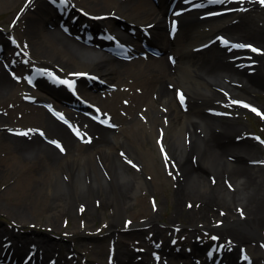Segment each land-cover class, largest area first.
Instances as JSON below:
<instances>
[{
  "label": "bare ground",
  "instance_id": "obj_1",
  "mask_svg": "<svg viewBox=\"0 0 264 264\" xmlns=\"http://www.w3.org/2000/svg\"><path fill=\"white\" fill-rule=\"evenodd\" d=\"M0 1V7H15L19 4L24 6L20 21L13 28L0 31V44L10 47L6 33L11 32L15 38L16 33H19L18 43L21 45H17L24 55L17 56L13 51L12 58L18 61L19 70L23 69L33 76L29 82L21 75V71L14 73L9 67L0 64V108L8 114L7 117L0 115V179L5 178V185L0 188L1 212H7L21 224H29L45 215L51 222L48 225L56 227L58 211L69 212L65 199H71V207L75 206L77 200L85 199L92 208V201L100 195L103 199L99 200L100 206L109 205L120 216L126 207L132 205L128 194H136L144 182L167 194V199L174 208L170 223H175L174 220L179 218L183 221H195L205 208L207 213L211 211L217 215H220V209H226V217L229 218L240 216L237 212H242L255 221L264 219V172L261 167L257 168L248 162V159L260 158L261 150L247 139L235 138L233 133L240 128L239 122L227 120L220 124L214 122L216 125L210 126L212 119L204 107L206 104H199V100L203 98L212 101L213 97H224L223 93L214 89L219 86L254 98L253 94L259 84L255 75L258 72L264 75V32L253 24L256 15L254 11L260 6L256 0L246 2L245 5L249 7L241 10V6L236 7L239 4L220 7L223 13L210 18L212 28L205 27L202 19L195 18L194 13H188L190 15L182 24L183 32L177 36H170L172 19L166 10V0ZM184 4L181 10L187 8ZM180 7L182 5L178 2L177 9ZM80 8L84 11L81 12ZM62 10L75 11L79 15L73 20L65 17ZM88 14L105 15L104 18L90 20L92 28L100 23L101 26L107 25L118 30V25L122 24L118 16L131 20L133 24L125 26L128 34L119 39L121 43L123 41L129 44V53L130 50L132 52V47L139 45L137 39L146 38L150 43L158 40L166 42L159 47L163 56L136 55L135 58L124 61L99 52L100 48L117 49L118 43L92 37L87 31L89 27L81 26L79 20ZM221 17L230 18L233 29H238L241 35L255 38L258 41V51H244L242 48L227 46L221 39L215 40L217 35L212 33L223 28L218 21ZM190 42L191 49H185ZM193 72L202 81H193L189 76ZM95 76L103 81L95 82ZM90 78L96 84L107 80L110 83L105 91L96 92L90 89ZM74 81L78 92L87 99L91 98V105L95 106L88 113L70 115L61 107L63 113L55 116L52 110L58 106V101L69 102L66 86ZM34 83L51 94L53 102L35 90ZM186 93L190 96V107L197 108L191 112H185L179 103ZM98 111L101 112V122L96 119ZM147 119L154 127L161 126L165 129L170 155L172 154L174 165L179 166L183 172L185 186L180 180L173 190L174 181L169 172L173 164L167 159L164 162L157 148L147 145L135 147L144 136L151 138L153 129L148 130ZM66 121L73 122L78 127V133L89 135L99 144L88 148L86 143L79 142L67 127ZM107 124L112 125L109 127ZM184 131L190 133L191 150L185 145ZM50 140L65 144L67 156L59 155L60 159H54L57 154L53 152L54 146L49 143ZM123 146L131 156L144 163L138 173L139 177L136 173L129 175L123 169L124 166L128 169V166L123 162L118 163L121 160L116 149ZM194 151L198 154L199 170L190 162V155ZM23 152L31 153L30 157H25ZM96 155L103 158L109 173L117 178L115 182H108L101 174L97 178ZM229 155L234 159H229ZM221 164L222 170L219 168ZM84 165L85 170L94 168L95 177L89 183L79 181L78 171ZM201 169L219 174L221 182L231 184L233 195L220 182H216L214 186L207 184L205 176L198 173ZM64 171L71 176V182L73 175L75 177L74 183L69 186L58 176ZM75 172L77 173L74 174ZM196 198L203 202L199 208H195L191 201ZM134 208V217H125L122 223L146 217L150 231L143 230L133 235L120 232L121 243L128 246L137 242L140 246L133 252L118 251L117 264H166L169 258V262L175 264L174 259L178 256L182 258L183 253L179 255L163 250L164 261L157 263L151 260V253L146 247L155 237L169 235L167 231L170 227H161L156 223L158 216L153 213L146 196L139 195ZM207 213L200 217L202 221L208 220ZM235 222L259 233L247 221L238 220L237 217ZM74 223L79 225L77 221ZM3 229L6 228L0 225V230ZM3 235L30 239L31 241L23 242L24 246L31 242L44 243L48 259L52 258L56 248L47 236L40 233L25 237L21 233L7 230ZM134 239L137 240L132 241ZM2 242L0 239V252L4 248ZM237 247L232 242L221 250L214 247L212 256L205 258L204 262L216 264L219 259L221 264H244L245 259L241 260L235 254ZM14 248L0 253V264L7 260L19 264H48L46 259L33 263L28 252L17 245ZM32 250L29 247V251ZM203 255V248L196 246L193 255L189 254L179 264H195L196 261L193 262L192 258L196 260V256Z\"/></svg>",
  "mask_w": 264,
  "mask_h": 264
},
{
  "label": "rangeland",
  "instance_id": "obj_2",
  "mask_svg": "<svg viewBox=\"0 0 264 264\" xmlns=\"http://www.w3.org/2000/svg\"><path fill=\"white\" fill-rule=\"evenodd\" d=\"M250 0H209L207 3H210L209 6L211 7H221L226 4H239L237 6H241L240 10L246 7H249V5H245L246 2L249 3ZM260 6L256 11H254V19L253 24L257 27V29H260L264 32V5H262L259 0H256ZM1 2V1H0ZM21 4L11 7V6H5L0 7V31L8 30L13 28L21 19L24 6H20ZM10 7V8H9ZM257 8V7H256ZM202 12H197L194 14V17L203 15L206 10L202 9ZM119 20H122V24L119 25V31H122V33L126 32L125 26L129 24H133L131 20H127L125 17H119ZM202 24L205 27H213L212 20L210 18H203ZM222 23V27L233 39L236 40H242L245 42L244 45L248 44L247 41H252L254 44H258V41L249 36H243L241 35V32L238 31V29H233L234 25L232 23V20L230 18H222L219 19ZM177 27H176V25ZM174 26H172V29L170 31V36H177L179 33L181 34L183 32V26L179 25L178 23H173ZM51 27V24H50ZM185 29V28H184ZM15 30V29H14ZM16 32V31H14ZM215 31L212 33L214 34ZM17 38L11 33L7 32L5 36L9 37L10 40V47L12 50H14L17 53V56L24 55L23 51H21L19 44V33H16ZM121 36H123L121 34ZM140 40V39H139ZM139 40H136L137 42ZM25 42V41H24ZM193 42V41H192ZM190 42L187 45V50H190V45L192 44ZM158 45L163 46L166 44V42L163 41H157ZM18 44V45H17ZM25 44V43H24ZM5 50H10V49ZM244 49H246L244 47ZM99 52L103 54L110 55L106 53L105 51H102L101 49ZM260 54V53H258ZM120 60H126L123 58V56H117ZM133 56H130L132 58ZM10 59V55L6 57V59ZM14 62V61H12ZM53 66V65H51ZM12 71L17 72L21 71V75L23 77L28 76L29 72L17 67V65L13 66ZM191 76L193 81H202V78H200L198 75H196L194 72L189 74ZM98 80H101L100 77H96ZM256 80L259 82L257 91H255L254 98H250L247 96L242 95L238 92L230 91L226 88H221V86L214 88L219 90L221 93H223V96L219 97H213L212 101L207 100L206 98H203L199 100L200 105L206 104L204 107L208 114L211 116V123L210 126L225 123L227 120H232L239 122L240 128L238 130H235L233 135H235V138L237 140H249V143L254 145L258 150H261L260 152V158L252 160L248 159V162L251 164H254L257 168L261 167L264 172V75L260 72L255 75ZM91 79V78H90ZM88 79L90 83V89L98 92L99 91H105L104 89H107V84L105 85H97L92 79ZM110 80H107V83ZM105 82V83H106ZM34 89L38 92H41L46 96V98L53 102L51 100L52 96L51 94L45 92L43 89L40 88L38 85H33ZM213 88V87H212ZM98 89V90H97ZM186 91V89H184ZM187 92V91H186ZM157 97V94L154 95V98ZM189 94L183 95L182 98L179 100L180 106L185 112H191L195 108L194 106L190 107L189 104ZM256 98V99H255ZM74 101L73 99H71ZM88 102H92L91 98L86 99ZM71 101V102H72ZM191 102V101H190ZM192 104V103H191ZM247 105V107L245 106ZM62 106L66 109L69 113H74L77 111L73 110V107L68 106L67 104H62ZM252 109H255L256 111H253ZM69 110V111H68ZM57 111V110H56ZM58 112V111H57ZM54 113H56L54 111ZM0 115L7 117V112L3 110V108H0ZM210 119V118H208ZM146 120V119H145ZM216 124H215V123ZM149 123L148 130H152L151 138L144 136L143 139H141L137 144L136 148L140 147H146L151 146L153 148H157L158 151H160L161 159L165 162L166 159L170 160L172 165V169L169 168V172L171 173L173 183L172 188L173 190L177 188V184L181 182V184H184L185 182L184 177L182 174L183 172L179 169V166L174 165L173 158L170 155V149L168 144V139L166 135V131L161 126H153V123ZM218 126V125H217ZM67 127L69 130H71L72 133L77 134L74 132L70 125L67 123ZM111 127V125H110ZM219 127V126H218ZM151 132V131H149ZM79 142L86 143L88 145V148H92L94 146H97L99 143H96L92 137L85 133H81L79 135H76ZM126 138H129V136H126ZM263 138V139H262ZM92 140V141H91ZM184 140L185 145L187 149L191 150V136L190 133L187 131H184ZM263 140V141H262ZM51 145H53V152L57 154L54 159L57 157L59 158V155L61 156H67V148L65 144L59 143L57 140L49 142ZM59 144V147L57 146ZM63 149V150H61ZM188 150V151H189ZM117 155L120 158V163H125V165L128 166V169L123 167V169L128 171V174L136 173V175L139 177L138 173H140L141 169L144 167V163L135 156H131L126 150V147L123 146L119 149L117 147L116 149ZM188 154V152H186ZM25 157H30L29 152H23L22 153ZM32 156V155H31ZM229 155L228 158L233 160L234 158ZM197 157L198 154L196 151L192 152L190 155L191 164L193 167H195L197 170H199V165L197 163ZM169 158V159H168ZM227 158V157H226ZM225 158V159H226ZM60 159V158H59ZM95 163L98 166V174H101V176L105 177L106 180L110 183L113 181L115 182L117 178L113 175V173H109L108 168L104 165V160L100 155H96L94 157ZM220 164V163H219ZM224 166V165H223ZM80 167V166H79ZM84 167L86 165L79 168L78 176L79 181L81 182H88L95 177L94 168L90 167V170H85ZM220 170H222V164L219 165ZM84 169V170H83ZM124 171V170H123ZM75 172L74 174H76ZM198 173H202L205 176L207 184H212L213 186L215 183L220 182V184H224L219 179V174L212 172L209 169H201V171H198ZM58 176L61 178L62 181L66 183V185H70V183H74L75 177L73 175L72 179L73 182H71V176L68 172H62L58 174ZM3 177L0 179V188L4 187ZM181 180V181H180ZM180 181V182H179ZM103 182H105L103 180ZM106 183V182H105ZM235 185V183H233ZM224 187L232 189L231 184H224ZM235 191V190H234ZM233 195V190H231ZM59 193V192H58ZM61 194V193H60ZM131 198L132 205L126 207V210L119 216L114 212L113 207L110 208L109 205H102L100 206V201H102V197L100 195H97L96 198L92 201V206L89 204L88 201L85 199L83 200H77L74 207H71L70 200L71 199H65V204L68 209V213H62L61 210L58 211V223L56 227H52L50 224L51 222L48 220V218L44 215H42L40 218L34 219V221L30 222L29 224H21L16 222L7 212H1L0 211V225L4 228H6L8 231H13L16 233H21L25 237L27 235H34L35 233H40L43 236H47L48 239L54 244L56 247L53 251L54 255V261L55 263L60 264H117L116 262V255L118 251H136L137 247L140 246L137 242L126 246L125 244L121 243L119 241V236L121 235L120 232H129L130 234H134L141 231H150L149 226L146 224V217H143V219H139L137 221L135 218L133 221H129V223L125 222L122 223L123 218H133L134 217V207L137 197L140 195L146 196L147 200H149L150 207H152L153 213L158 216V219L156 223L161 227H170V230L167 232L169 235H163L158 236L154 238V242L158 244H163L167 250H170L172 252H176L177 254H182V258L176 257L174 262L175 264H179L181 262H184L186 257L189 256V254L196 250V246L200 249L203 248V250L207 249V247H214L220 244V247H225L226 244H229V242H232L233 244H237L238 247L235 250V254L237 257H246L244 264H264V219L260 221H255L252 217L243 214L242 212L237 214H240L238 217V220L241 221H247L246 223L251 224L252 226H255L256 231L254 232L253 229H250V227L245 226L244 224H239L236 221L235 217H226L227 211L224 209H220V215L213 214V212L208 211L205 208L204 212H202L199 216H203L207 213V219L206 221H202L200 217H197L195 221L189 222V221H183L181 218L175 219V223H170L169 219L171 217V213L173 211V205L171 202L167 199V194L163 191H159L158 189L153 188L150 184L142 183V186L140 190L135 194H128ZM100 200V201H99ZM192 204L195 208H199L200 205L203 203L201 200H191ZM237 204V203H236ZM235 207V204H233ZM71 207V208H70ZM236 210V208H234ZM223 211V212H222ZM8 214V215H7ZM209 214V215H208ZM75 221L78 222V226L74 223ZM243 223V222H242ZM75 225V227H74ZM51 226V227H50ZM149 228V229H148ZM6 229H3V231L0 230V237H2V234L6 233ZM215 238V239H214ZM31 241L30 239H18L14 238L13 235L11 237V241L14 242V245H17V247H20V249H23V251L28 249L27 246L23 245V242ZM137 239H134L132 241H135ZM54 241V242H53ZM18 242V244H17ZM11 244V243H10ZM42 248H40V253L46 249V246L44 243H40ZM152 242L148 243L146 247L148 248V252L151 253L150 257L151 260L154 262L156 261V254L159 253V257L161 258V262L164 261L163 253L160 254L161 247L158 248L156 245L152 246ZM146 248V249H147ZM166 250V251H167ZM128 251V252H129ZM165 251V252H166ZM206 251V250H205ZM204 251V252H205ZM187 253L186 255H184ZM39 256V252H38ZM205 256V255H204ZM31 257V254H30ZM41 257V256H39ZM38 257V258H39ZM198 258L197 263L202 264L201 259H203L202 256H196ZM190 259V257H189ZM158 261V260H157ZM170 261V258L168 261H166V264H172ZM192 261L194 262L195 259L192 258ZM48 262V261H47ZM4 264H19L17 262H11V261H5ZM221 264V263H220ZM223 264V263H222Z\"/></svg>",
  "mask_w": 264,
  "mask_h": 264
},
{
  "label": "snow or ice",
  "instance_id": "obj_3",
  "mask_svg": "<svg viewBox=\"0 0 264 264\" xmlns=\"http://www.w3.org/2000/svg\"><path fill=\"white\" fill-rule=\"evenodd\" d=\"M61 2H64V0H61ZM259 2L264 5V0H259ZM225 43H227V41H225ZM233 47H245V45H233ZM248 47H251V46H248ZM253 51H256V49H252ZM247 107V105H245ZM253 111H256L255 109H252ZM21 135H27V133H19ZM57 146L59 147V144H57ZM63 150V149H61ZM215 239V238H214Z\"/></svg>",
  "mask_w": 264,
  "mask_h": 264
}]
</instances>
